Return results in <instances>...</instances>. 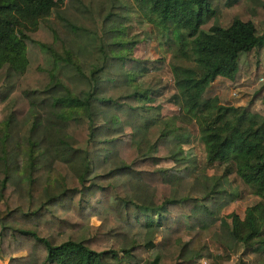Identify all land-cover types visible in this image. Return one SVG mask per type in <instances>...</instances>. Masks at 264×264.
Wrapping results in <instances>:
<instances>
[{
  "label": "trees",
  "instance_id": "1",
  "mask_svg": "<svg viewBox=\"0 0 264 264\" xmlns=\"http://www.w3.org/2000/svg\"><path fill=\"white\" fill-rule=\"evenodd\" d=\"M133 1L176 42L173 97L197 127L205 166L223 173L199 171L189 134L161 112V90L142 84L151 60L134 56L123 2L0 0L8 264H194L212 258L200 240L214 225L227 252L264 255V115L205 97L216 78H235L242 57L248 77L264 72V0ZM51 15L63 39L50 26L37 38ZM230 174L259 199L242 217L221 214L240 195Z\"/></svg>",
  "mask_w": 264,
  "mask_h": 264
},
{
  "label": "rangeland",
  "instance_id": "2",
  "mask_svg": "<svg viewBox=\"0 0 264 264\" xmlns=\"http://www.w3.org/2000/svg\"><path fill=\"white\" fill-rule=\"evenodd\" d=\"M119 1L123 2L130 10L129 21L126 25L128 28V38L135 40L136 43L134 56L151 60L147 62L151 67V71L141 80L142 84H145L147 87L150 86L161 90L162 94L157 98V103H160L162 106L161 112L166 117H175L178 125L189 134L191 142L186 145L185 148L188 152L197 157L199 171L204 170L208 177L216 178L220 176L223 173L224 166L218 164L205 166L203 146L198 138L197 127L189 117L183 114L180 103L173 97L175 90L173 88L168 63L172 51L177 46L176 42L168 35L166 30H162L156 26L133 0ZM41 22L43 27L42 30L36 34L37 38L42 40L50 38L51 35L48 26L52 29L55 27L61 37L62 28L54 15H51L47 20ZM56 29H54L55 33L51 31L53 37L55 34L58 35ZM246 68L247 61L242 57L239 61V68L235 78L233 80L222 77L216 78L207 88L205 97L209 98L216 96L222 104L244 106L252 112H258L264 115V106L260 98H258L261 96L263 90L257 89L264 83V72L260 69L259 78L257 81H254L253 77H248L246 75ZM233 89L237 91V97H232L231 93ZM228 179L231 188L239 190L240 195L237 199L224 207L221 214L227 217L231 213H235L242 217L245 209L256 203L259 199L253 195L234 174H230ZM91 223L96 225L98 222L93 218L91 219ZM214 226L205 230L200 240L201 244L209 249L213 255L212 258L204 257L196 259L194 264H263L264 255L243 253L241 245H238L236 250L231 253L224 250L211 236ZM189 237L188 234L185 235V239H189ZM19 256L23 257L25 254L18 253L14 255V257ZM8 261L7 259H2L0 260V264H8Z\"/></svg>",
  "mask_w": 264,
  "mask_h": 264
},
{
  "label": "built area",
  "instance_id": "3",
  "mask_svg": "<svg viewBox=\"0 0 264 264\" xmlns=\"http://www.w3.org/2000/svg\"><path fill=\"white\" fill-rule=\"evenodd\" d=\"M237 94H238L237 91L235 89H233L232 93H231L232 97H237L238 96ZM123 264H134V263L130 262V261H127V262H125Z\"/></svg>",
  "mask_w": 264,
  "mask_h": 264
}]
</instances>
